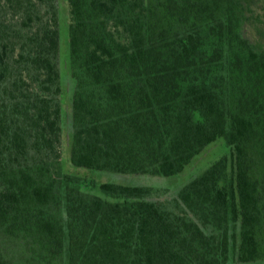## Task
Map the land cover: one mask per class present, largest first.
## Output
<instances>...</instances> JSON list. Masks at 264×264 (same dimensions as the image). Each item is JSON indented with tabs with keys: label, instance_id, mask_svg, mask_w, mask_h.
Here are the masks:
<instances>
[{
	"label": "trees",
	"instance_id": "1",
	"mask_svg": "<svg viewBox=\"0 0 264 264\" xmlns=\"http://www.w3.org/2000/svg\"><path fill=\"white\" fill-rule=\"evenodd\" d=\"M0 0V264H264V31L248 0ZM63 56V57H62ZM73 170L177 177L96 184ZM88 189V190H87Z\"/></svg>",
	"mask_w": 264,
	"mask_h": 264
},
{
	"label": "rangeland",
	"instance_id": "2",
	"mask_svg": "<svg viewBox=\"0 0 264 264\" xmlns=\"http://www.w3.org/2000/svg\"><path fill=\"white\" fill-rule=\"evenodd\" d=\"M60 6V21H61V52L64 49H67V34L66 26L69 23V9L66 0H58ZM250 4L246 16L249 18L246 26L244 27V36L248 38L251 42L257 43L259 37L257 35V29L264 31V0H248ZM63 57V56H62ZM62 66V75L65 82V88L63 91V131H62V155L64 161L67 164L69 171H72L74 174L80 176V178L87 180L88 182L93 181L96 184L106 182L110 180L111 182L120 183L123 185L129 186H154L160 188H167L165 192L166 197H171L175 195V191L183 183L194 175L200 173L209 162L217 158L218 153H220L219 144H214L207 148L193 163L185 170L182 175L177 177H152L147 175H118V174H95L87 172L85 170H73L68 163L69 157V130L68 123L70 118V105L68 98V75L64 63V58H61ZM88 190V189H87Z\"/></svg>",
	"mask_w": 264,
	"mask_h": 264
}]
</instances>
